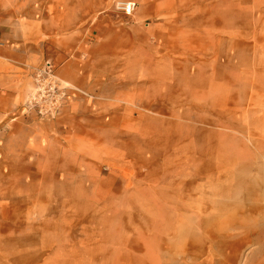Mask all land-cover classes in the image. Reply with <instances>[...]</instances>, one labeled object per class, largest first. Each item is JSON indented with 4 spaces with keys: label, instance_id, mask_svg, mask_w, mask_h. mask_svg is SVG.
I'll list each match as a JSON object with an SVG mask.
<instances>
[{
    "label": "rangeland",
    "instance_id": "rangeland-1",
    "mask_svg": "<svg viewBox=\"0 0 264 264\" xmlns=\"http://www.w3.org/2000/svg\"><path fill=\"white\" fill-rule=\"evenodd\" d=\"M118 1L127 0H0V10L70 34L100 15L132 16ZM184 11L195 38L173 42L164 64L177 72L161 74L162 88L139 73L146 86L130 106L115 105L116 119L98 121L73 152L46 155L44 168L8 154L0 264H264V219L250 196L264 0H195ZM82 91L56 118L21 116L28 125L53 122L78 99L93 108L96 95ZM60 155L68 167H49Z\"/></svg>",
    "mask_w": 264,
    "mask_h": 264
},
{
    "label": "crops",
    "instance_id": "crops-1",
    "mask_svg": "<svg viewBox=\"0 0 264 264\" xmlns=\"http://www.w3.org/2000/svg\"><path fill=\"white\" fill-rule=\"evenodd\" d=\"M127 1L138 4L132 16L118 21L100 15L70 34L0 10V169L10 162V153L24 164L20 166L46 167V155L73 152L82 137L94 136L98 121L117 118L115 105H129L132 93L146 86L136 81L139 73L155 77V87L162 88L161 74L177 72L176 64H164V59L170 61L177 51L173 42L194 40L195 22L184 10L194 7L195 0ZM46 62L62 82L96 95L94 107L78 99L58 120L26 124L20 112L33 89L34 70ZM120 73L132 80L114 82V74ZM56 160L49 167H68L63 162L59 166L61 155Z\"/></svg>",
    "mask_w": 264,
    "mask_h": 264
},
{
    "label": "built area",
    "instance_id": "built-area-1",
    "mask_svg": "<svg viewBox=\"0 0 264 264\" xmlns=\"http://www.w3.org/2000/svg\"><path fill=\"white\" fill-rule=\"evenodd\" d=\"M137 6L134 1L116 3V9L126 14H132ZM33 79V89L22 106L21 115L30 112L39 119L56 118L69 104L72 96L83 92L76 86L62 82L50 62L37 67L33 72Z\"/></svg>",
    "mask_w": 264,
    "mask_h": 264
},
{
    "label": "bare ground",
    "instance_id": "bare-ground-1",
    "mask_svg": "<svg viewBox=\"0 0 264 264\" xmlns=\"http://www.w3.org/2000/svg\"><path fill=\"white\" fill-rule=\"evenodd\" d=\"M264 93L259 95L254 108V128L256 137V147L254 149V190L250 196H254V212L264 219ZM224 151V148H221ZM225 153V152H224ZM221 159L232 160L227 155L221 156Z\"/></svg>",
    "mask_w": 264,
    "mask_h": 264
}]
</instances>
